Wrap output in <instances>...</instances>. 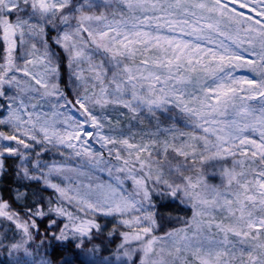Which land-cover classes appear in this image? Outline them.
Wrapping results in <instances>:
<instances>
[{
  "label": "snow or ice",
  "instance_id": "obj_1",
  "mask_svg": "<svg viewBox=\"0 0 264 264\" xmlns=\"http://www.w3.org/2000/svg\"><path fill=\"white\" fill-rule=\"evenodd\" d=\"M0 183L24 264H264V0H0Z\"/></svg>",
  "mask_w": 264,
  "mask_h": 264
},
{
  "label": "trees",
  "instance_id": "obj_2",
  "mask_svg": "<svg viewBox=\"0 0 264 264\" xmlns=\"http://www.w3.org/2000/svg\"><path fill=\"white\" fill-rule=\"evenodd\" d=\"M126 118V117H125ZM11 163V162H9ZM8 187L10 188V185H5L3 183H0V188ZM9 196L8 192L4 193V198L7 200ZM171 216L173 217L172 221L170 222L171 228H178L182 226V220L183 219H190L192 215V210L190 207L184 208L183 206L177 205L176 207H173L170 209ZM181 218V223H177L176 218ZM8 222L5 220H0V225H3L5 228L7 226ZM169 230V225H165V231ZM13 231H15L13 226ZM42 235V233H41ZM8 238L9 240L12 239V232H8ZM119 241H117L118 243ZM28 250L33 253V257H35L36 260H39L41 257L45 259H52L55 264H59L60 256L57 255H49L45 256V252L50 253V249L48 248L47 242L44 243L43 247H40V238L37 237L34 242H30V244L27 246ZM109 251H114V246L109 249ZM13 257L19 258V264H24V261H28L31 259V257H26L24 250L21 249L19 252H13L11 256L9 255V252L7 249H0V264H7V262L12 259Z\"/></svg>",
  "mask_w": 264,
  "mask_h": 264
},
{
  "label": "rangeland",
  "instance_id": "obj_3",
  "mask_svg": "<svg viewBox=\"0 0 264 264\" xmlns=\"http://www.w3.org/2000/svg\"><path fill=\"white\" fill-rule=\"evenodd\" d=\"M129 116H130V114H129ZM129 116L121 117V118H120V121H119V125H120V126H132V127H137V126L135 125V122H131V125H130ZM125 117H126V118H125ZM162 118H163V119H170V117H168V116H166V115H164V114H162ZM177 124H178V126L183 127V122H182L181 120H179V119H177ZM214 182H215V183H219V182H220V181H219V178H214ZM206 219H207V218H206ZM0 220H3V219L0 218ZM221 220H223V222H224L225 224L227 223V220L224 219L223 216H218V217H217V222H219V221H221Z\"/></svg>",
  "mask_w": 264,
  "mask_h": 264
}]
</instances>
